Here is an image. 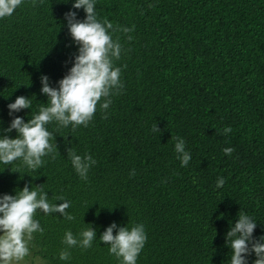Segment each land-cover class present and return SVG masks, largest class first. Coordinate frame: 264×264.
Returning a JSON list of instances; mask_svg holds the SVG:
<instances>
[{"label":"trees","instance_id":"obj_1","mask_svg":"<svg viewBox=\"0 0 264 264\" xmlns=\"http://www.w3.org/2000/svg\"><path fill=\"white\" fill-rule=\"evenodd\" d=\"M74 3L22 0L12 16L0 18V129L14 116L27 122L38 114L48 102L41 77L58 87L73 66L79 46L65 14L86 18ZM95 10L122 45L113 64L122 70L123 89L111 95L106 111L98 103L87 127L48 124L58 148L39 170L21 160L0 162V196L40 185L50 204L63 203L56 199L61 195L70 201L66 211L75 216L68 221L38 209L34 219L44 232L33 234L26 257L42 264H122L99 240L115 222L144 225L137 264H230L226 233L241 210L257 221L253 236H264V0H96ZM19 96L30 98L32 108L10 116L8 105ZM156 124L161 132L152 131ZM174 137L191 154L187 166L177 158ZM228 147L235 149L231 156L223 151ZM69 148L96 161L87 180L72 166ZM91 226L92 247L68 249L70 259L61 260L65 233L79 239ZM256 259L252 253L248 264Z\"/></svg>","mask_w":264,"mask_h":264},{"label":"clouds","instance_id":"obj_2","mask_svg":"<svg viewBox=\"0 0 264 264\" xmlns=\"http://www.w3.org/2000/svg\"><path fill=\"white\" fill-rule=\"evenodd\" d=\"M22 4V0H0V18L10 17ZM73 8H83L86 13L84 20L77 19V13L70 11L65 14L68 27L74 42L79 46L78 55L74 58V64L69 72L58 81V87L50 85L49 77H41V92L48 97V102L39 107L38 114L31 115L25 122L23 117L14 116L10 126L0 131L11 133L16 130V138L8 135L0 136V162L12 165L21 160L23 165L32 171L39 170L45 161L43 157L56 158L57 144L50 142L53 133L47 129V125L57 122L61 127L71 125L73 130L78 126L87 127L97 111V105L106 111L112 103L111 95L119 94L124 85L121 82V68L114 67L113 61L121 56L122 45L119 40H113L109 30L113 24L105 19L101 22L96 13V0H75ZM124 33L134 31V27H127ZM132 39L131 36L128 37ZM126 67V65H125ZM103 100V102H101ZM46 105V106H45ZM9 115L20 112L23 109L32 108L31 99L19 96L14 103L8 105ZM107 119V116L104 117ZM153 132H161V129L153 125ZM232 131L230 127L223 130L227 135ZM67 139V137H65ZM175 152L181 161V166H187L191 160L190 152L186 151L185 141L174 137ZM225 155L231 156L235 149L228 147L223 149ZM68 157L72 166L82 180L88 179L90 168L96 161L90 154L78 155L73 148L68 149ZM130 175H135V171ZM224 178L217 181V187L224 185ZM60 204H50L48 193L38 185L37 189L25 185L17 191L15 196L4 194L0 196V264H19L30 254L28 244L33 239V234H43L44 229L40 222L34 219L37 210L45 214L60 213L68 220H75V216L68 213L70 207L63 195L56 197ZM257 227V221L245 214L242 210L238 213V220L226 233V243L231 248L230 264H248L247 257L255 253L257 259L254 264H264V236L256 239L253 233ZM113 222L104 231L99 240L109 245V254L122 260V264H137V258L144 248L147 235L143 224L131 227H119ZM79 239L71 230L65 233L63 243L66 249L60 252L61 260H68L71 252L68 249L79 246L82 249L92 247L97 239L96 230L91 226L79 234Z\"/></svg>","mask_w":264,"mask_h":264},{"label":"rangeland","instance_id":"obj_3","mask_svg":"<svg viewBox=\"0 0 264 264\" xmlns=\"http://www.w3.org/2000/svg\"><path fill=\"white\" fill-rule=\"evenodd\" d=\"M3 233L0 232V235H2ZM28 247H29V244H28ZM30 252V251H29ZM29 256H32V254H29ZM41 260V259H40ZM42 261V260H41ZM41 261H38L36 259H34L33 257L31 258H28V257H25L23 261H20L19 264H42ZM44 263V262H43Z\"/></svg>","mask_w":264,"mask_h":264}]
</instances>
